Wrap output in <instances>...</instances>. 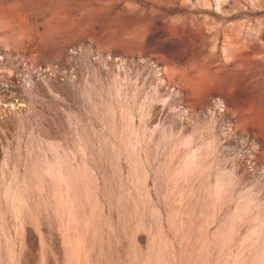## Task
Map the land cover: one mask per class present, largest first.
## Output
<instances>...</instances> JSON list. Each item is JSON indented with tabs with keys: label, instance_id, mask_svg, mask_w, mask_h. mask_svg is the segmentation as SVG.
<instances>
[{
	"label": "rangeland",
	"instance_id": "374dc122",
	"mask_svg": "<svg viewBox=\"0 0 264 264\" xmlns=\"http://www.w3.org/2000/svg\"><path fill=\"white\" fill-rule=\"evenodd\" d=\"M0 264H264V0H0Z\"/></svg>",
	"mask_w": 264,
	"mask_h": 264
},
{
	"label": "bare ground",
	"instance_id": "6f19581e",
	"mask_svg": "<svg viewBox=\"0 0 264 264\" xmlns=\"http://www.w3.org/2000/svg\"><path fill=\"white\" fill-rule=\"evenodd\" d=\"M219 2H220V0H215L216 8H218V6H219ZM231 44H232V43L229 42V45H231ZM232 49H233V48H232ZM233 50H234V49H233ZM110 108H112V107H110ZM111 110H112V109H111ZM107 111H110V110H107ZM150 133H151V132H150ZM150 133H149V134H150ZM163 133H164V132H163ZM81 134H82V133H81ZM81 134H80V136H78L79 140L81 141V145H82V143H83V144H87V142L85 143V141H86L85 138H84L85 136L83 137V135H81ZM141 134H142V133H141ZM149 134H148V135H149ZM152 135H153V133L149 136V138H151ZM145 136H146V135H145ZM165 136H166V134L164 133L163 135H161V138H159V139H161V140H162V139H165V138H166ZM140 137H142V136L140 135ZM145 138H146V137H145ZM154 138H155V137H154ZM147 139H148V138H147ZM153 140H154V139H153ZM151 141H152V140H151ZM166 141H167V140H166ZM166 141H165V142H166ZM154 142H155V141H154ZM79 144H80V143H79ZM83 146H84V145H83ZM79 147H80V146H79ZM81 148H82V146H81ZM84 149H85V148L83 147L82 150L84 151ZM81 153H83V152L81 151ZM56 158H57L56 160H58V161H57V164H56L57 166H56L55 169H54L55 172L57 171V172H58L59 174H61L62 176H66V178H67V182H68L67 185H70V184H71V172H70V170L68 169V167H66L65 162H63V161L60 160L62 157L57 156ZM51 166H52V165H51ZM36 170H37V169H36ZM50 170H51V169H50ZM52 170H53V169H52ZM54 170H53V172H54ZM33 172H34V171H32V175L35 173V172H34V173H33ZM51 172H52V171H51ZM58 173H55V175L57 174V176H58ZM35 174H36V173H35ZM37 174H39V173H37ZM39 175H40V174H39ZM55 175H54V176H55ZM34 176H35V175H34ZM34 176H33V178H34ZM49 178H50V177H49ZM61 178H62V177H61ZM35 179H36V178H34V180L32 179L33 182H34L35 187H34V186H31V184H29V186H31V187H33V188H36V186L39 185V184L37 185V183L39 182V180H40L41 178L38 180V182H37V180H36L37 183H35ZM37 179H38V178H37ZM43 179H44V178H43ZM41 180H42V179H41ZM55 180H57V179L55 178ZM59 181H60V180H59ZM55 182H56V181H55ZM57 182H58V181H57ZM59 183H60V182H58V184H59ZM40 184H41V183H40ZM63 184H64V183H63ZM32 185H33V183H32ZM59 185H60V184H59ZM64 185L66 186V184H64ZM71 185H72V184H71ZM71 185H70V188H71ZM52 186H53V185H52ZM42 187H44V186H42ZM42 187L40 188V190L43 189ZM66 187H67V186H66ZM26 188H27V187H26ZM61 188H62V187H61ZM45 189H46V188H45ZM59 189H60V187H59ZM7 190H9V189H7ZM24 190H25V189H24ZM26 190H27V189H26ZM29 190H30V189H29ZM55 190H56V189H55ZM60 190H61V189H60ZM67 191H69V190H67ZM21 192H22V191H21ZM21 192L18 193V197L16 198L15 201H14V197H15V195L13 196V201H14L15 203H16V201H17V199H18L19 197H22V200L25 199V198L27 199V197L23 198V196H21V195L19 196V194H21ZM23 192H24V191H23ZM46 192H47V191H46ZM60 192H61V191H60ZM62 192H64V191H62ZM69 192H70V191H69ZM25 193H26V192H25ZM28 193H29V191H28ZM5 194H6V193H5ZM8 195H9V194H8ZM16 195H17V194H16ZM22 195H23V194H22ZM24 195H25V194H24ZM26 195H27V194H26ZM54 196H55V195H54ZM57 198H58V197H57ZM11 200H12V199H11ZM20 200H21V198H20ZM61 200H62V199H61ZM66 200H67V199H66ZM12 203H13V202H12ZM17 203L19 204V201H18ZM61 203H62V202H61ZM69 203H70V202H69ZM18 204H17V205H18ZM62 204H64V203H62ZM11 205H12V204H11ZM21 205H23V206L25 207L26 204L24 205V201H23V204H20V206H21ZM13 206H14V205H13ZM20 206H18V207H20ZM63 206H64V205H63ZM16 207H17V206H16ZM21 207H22V206H21ZM24 207H23V208H24ZM19 209L21 210V208H19ZM202 211H204V210H202ZM206 211H207V210H206ZM207 212H208V211H207ZM236 213H237V212H236ZM233 222L235 223L234 220L232 221V219L229 218V219L227 220V222L225 223V225H224V227H223V232H224V233H223L222 236H221V239H222V240H223L224 238H227V237H228V239L231 238V237H230L231 235H229L228 233H230V231L233 230V226H235V225L233 224ZM229 237H230V238H229ZM220 247L222 248V246H220ZM226 260H227V259H226Z\"/></svg>",
	"mask_w": 264,
	"mask_h": 264
}]
</instances>
